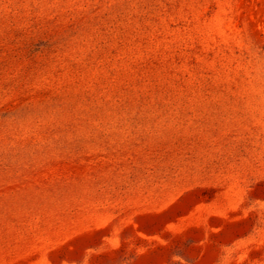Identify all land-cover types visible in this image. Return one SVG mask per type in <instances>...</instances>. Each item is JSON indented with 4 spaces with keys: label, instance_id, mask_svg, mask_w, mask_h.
Listing matches in <instances>:
<instances>
[{
    "label": "rangeland",
    "instance_id": "obj_1",
    "mask_svg": "<svg viewBox=\"0 0 264 264\" xmlns=\"http://www.w3.org/2000/svg\"><path fill=\"white\" fill-rule=\"evenodd\" d=\"M0 264H264V0H0Z\"/></svg>",
    "mask_w": 264,
    "mask_h": 264
},
{
    "label": "bare ground",
    "instance_id": "obj_2",
    "mask_svg": "<svg viewBox=\"0 0 264 264\" xmlns=\"http://www.w3.org/2000/svg\"><path fill=\"white\" fill-rule=\"evenodd\" d=\"M180 205V204H179ZM181 206V205H180Z\"/></svg>",
    "mask_w": 264,
    "mask_h": 264
}]
</instances>
